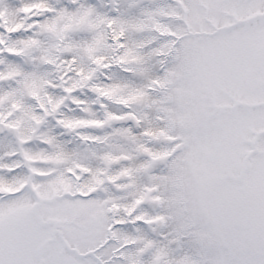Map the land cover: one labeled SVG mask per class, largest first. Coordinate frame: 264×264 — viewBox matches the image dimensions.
<instances>
[{
  "label": "rangeland",
  "instance_id": "rangeland-1",
  "mask_svg": "<svg viewBox=\"0 0 264 264\" xmlns=\"http://www.w3.org/2000/svg\"><path fill=\"white\" fill-rule=\"evenodd\" d=\"M0 264H264V0H0Z\"/></svg>",
  "mask_w": 264,
  "mask_h": 264
}]
</instances>
